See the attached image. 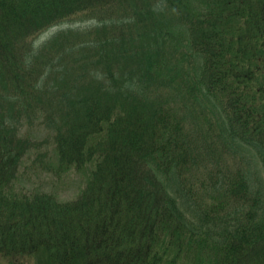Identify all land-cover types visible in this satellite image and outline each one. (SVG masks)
<instances>
[{"label": "trees", "instance_id": "16d2710c", "mask_svg": "<svg viewBox=\"0 0 264 264\" xmlns=\"http://www.w3.org/2000/svg\"><path fill=\"white\" fill-rule=\"evenodd\" d=\"M34 122L76 198L21 187ZM260 171L264 0H0V261L264 264Z\"/></svg>", "mask_w": 264, "mask_h": 264}, {"label": "rangeland", "instance_id": "374dc122", "mask_svg": "<svg viewBox=\"0 0 264 264\" xmlns=\"http://www.w3.org/2000/svg\"><path fill=\"white\" fill-rule=\"evenodd\" d=\"M66 25H61L63 27ZM57 27L52 28L43 36L49 35ZM27 132L31 138L41 141L38 149L31 150L25 157L22 164L21 187L26 191L35 189L52 191L59 195L61 200L76 198L80 188L84 185L86 174L82 171L70 170L68 172L59 171L58 159L54 152L51 141L46 142L48 134L46 129L37 127H28ZM23 260L21 263L23 264ZM0 264H9L6 260L0 261ZM29 264H36L35 259H30Z\"/></svg>", "mask_w": 264, "mask_h": 264}]
</instances>
